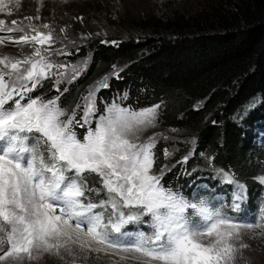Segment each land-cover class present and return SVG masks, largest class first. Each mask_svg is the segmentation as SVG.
<instances>
[{"label": "snow or ice", "instance_id": "1", "mask_svg": "<svg viewBox=\"0 0 264 264\" xmlns=\"http://www.w3.org/2000/svg\"><path fill=\"white\" fill-rule=\"evenodd\" d=\"M5 10L9 5L0 0V12ZM34 19L39 17L12 20L11 27H2L6 21L0 19V32L20 33L0 36V45L11 42L21 49L18 56L0 53V264H25L40 252L59 256L61 249L71 255L69 245L131 254L139 264H231L241 229H264V202L251 221L229 215L226 208L241 213L246 185L203 153L214 179L232 187L231 204L217 206L214 194L197 199L198 192L189 199L165 187L170 169L154 171L157 137L141 139L156 126L161 106L134 109L114 99L99 113L95 91L109 87L107 76L72 109L60 106L59 95L32 96L45 80L71 82L81 74L73 66L69 76L67 65L53 61L62 54L50 47L54 29ZM24 46L31 52L24 54ZM119 71L112 66L117 79ZM77 127L85 129L82 138ZM163 155L173 153L165 148ZM191 155L177 163L187 164ZM90 174L101 187L89 185ZM255 179L264 184V175ZM100 192L105 198L94 202L89 194ZM145 223L147 232L138 227Z\"/></svg>", "mask_w": 264, "mask_h": 264}, {"label": "trees", "instance_id": "2", "mask_svg": "<svg viewBox=\"0 0 264 264\" xmlns=\"http://www.w3.org/2000/svg\"><path fill=\"white\" fill-rule=\"evenodd\" d=\"M67 11L69 25H59L69 28L68 32L84 33L87 39L81 49L89 50L92 63L82 78L69 85L61 104L71 108L81 95L79 89L99 72L128 63L122 79L115 81V91L128 88L137 107L159 104L164 108L159 120L163 131L194 135L215 168L234 169L249 195L244 211L255 215V206L264 202V186L255 179L264 172V0H204L197 7L167 15L127 10L106 36L108 41L120 40L117 44L104 43L106 37L95 32L93 22L100 16L92 7L76 5ZM124 26L135 33L121 34ZM69 50L77 62L82 54L77 55L73 47ZM54 83V78L45 80L37 92L57 94ZM197 102L201 103L195 107ZM174 144L162 139L156 148L161 152ZM190 144L167 160L170 166L176 162L166 172L168 184L178 183V191L185 196L198 186L205 187L201 181L224 185L214 179L212 167L201 154L195 152L189 159L191 175L177 163Z\"/></svg>", "mask_w": 264, "mask_h": 264}, {"label": "rangeland", "instance_id": "3", "mask_svg": "<svg viewBox=\"0 0 264 264\" xmlns=\"http://www.w3.org/2000/svg\"><path fill=\"white\" fill-rule=\"evenodd\" d=\"M203 1L204 0H5V2L9 5L10 11L5 10L4 12H0V19L6 21L5 26L2 27H11L12 20L27 23V21L25 20L26 17L37 16L39 17V19H34L32 21V23L36 25H42L45 23L50 25L53 23V25L50 26L52 29H54L53 34L55 36V42L50 47L52 50L62 53L60 55H55L52 57L54 62L67 65V74L69 76L71 75V69L73 66L77 67L81 72V74L71 82H68L63 78L57 79L53 77L55 79V83L53 84L54 87L56 89L57 87L59 88L57 94L53 96H40L44 99H52L59 95L61 97V102L65 93L69 90V85L75 82L77 79L82 78L86 74L92 63L91 54L90 52L88 53L89 50L87 49V51L83 53V50L81 49V47L85 45L83 40L87 39V37L84 36V33H82L83 35L75 34L71 30L68 32L67 29L69 28H65V26L59 25V22L63 23L64 25H69L68 22L70 20L67 16L69 14L67 11L69 7L84 5L90 6L94 10H96L94 11V13L97 16H100V19L93 22L95 32L106 37L107 35H109V33H113L114 26L119 23L116 18L123 15L127 10H131L133 14L140 13L142 15L149 11L156 15H167L179 9L184 10L186 7H197V5ZM62 10L63 12L65 11V13L57 15V13L62 12ZM46 12H49L51 16H48ZM49 21H51L52 23ZM56 26L60 27V29L64 28L65 31L61 32L60 29H58ZM120 32L121 34L126 33L128 35L129 33H135L133 32V30H130V28H126L125 26ZM15 34L20 35V33ZM112 41H116L115 44L121 42L120 40ZM112 41H108L106 37L104 43L114 44L112 43ZM72 47L76 50L77 55L82 54L81 56L77 57V62L76 60L71 58L72 54L62 52V50H69ZM22 51L24 54H28L31 52V48L29 46H24ZM20 52V47L18 45H15L14 43L8 42L4 45H0V53L2 54L18 56L20 55ZM116 66L117 69L120 70L119 79L112 75V68L106 72H103V74L99 72L97 76H94L95 78L91 82L87 83L83 88L79 89L81 95H79L76 101L72 104V107L69 109L74 108L76 104L80 102V98L83 95H86L89 91H95L97 88H99V85L105 82L103 78L106 76L108 77L106 82L109 84V87L99 88V91H95V99L97 108L99 109V113H102L104 111V106L106 104H111L114 99H116L117 102H121L123 106H131L134 109L153 105L147 104L146 106L137 107L134 104L135 101L131 99V93L129 92L128 88L122 89L119 92L115 91L116 82L122 79V76L129 67V64H124L122 62L118 65L116 64ZM53 71H56V69H53ZM64 89H67V91H65ZM125 93L127 94V99L120 101L119 97L123 96ZM32 96L35 97V95ZM200 103L201 102H197L195 104V107L200 105ZM163 111L164 108L160 107L158 122L156 126L154 128L147 129L146 132L141 136V139H144L146 136L155 135L157 137V146L161 144L162 139H164L161 137L167 138L165 139V142H176L177 144L170 146L166 145L164 147V149L167 148L173 153L172 157L168 159L164 157L163 150L160 152L155 147L154 152L156 161L154 164V171H158L161 167L164 166H167L169 169L174 166L176 162L170 166L168 165L167 160L172 159L179 148L186 149V145L189 142L191 143L188 147L189 150L184 154H188L191 151L194 153L196 152V154L200 155L204 152L200 150L198 140L196 138H192V136L194 135L185 137L184 133L178 132L176 130L168 129L166 131H163L159 124V120L161 119L160 117L161 114H163ZM92 126H95L94 122ZM258 127H263V125L259 124ZM84 131L85 129L79 127L76 128V132L81 138L83 137ZM183 156L184 155H179L177 161L181 160ZM182 165H184L185 171H187L188 163ZM260 175H264V172L258 173L257 175H255V178ZM262 185L264 186V184ZM90 196L93 198L94 202L98 201L100 198L98 193H91ZM104 198L105 195L103 199ZM133 227L134 226L131 225L130 230H132ZM138 227L145 232L149 231L148 225L146 223L141 224ZM97 246L98 245H96L95 243H93L92 245L93 248ZM69 247L72 248L71 255L67 254L63 249H61L59 256L42 252L34 253V256H36L37 258L30 261H25V264H139V262L131 256V254H117L112 250H108V252H96L88 249L81 250V248L77 245H69ZM233 247L235 251L233 253L231 264H264V229H241V235L233 241ZM121 256H124L125 259H121Z\"/></svg>", "mask_w": 264, "mask_h": 264}]
</instances>
